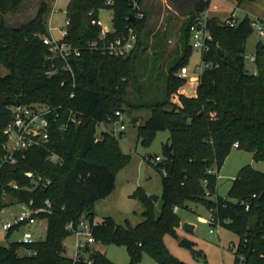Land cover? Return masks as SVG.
Instances as JSON below:
<instances>
[{"label":"trees","instance_id":"obj_1","mask_svg":"<svg viewBox=\"0 0 264 264\" xmlns=\"http://www.w3.org/2000/svg\"><path fill=\"white\" fill-rule=\"evenodd\" d=\"M24 1L0 0V153L5 141L3 130L13 119L11 99L28 105H62L64 110L80 114L83 124L71 125L64 132L54 131L47 147L31 149L18 164L2 168L0 210L31 200L34 207L44 206L49 200L51 213L39 215L47 221V230L45 239L30 247L37 255L20 256L22 244L8 243L0 246V264H115L96 247L89 250L86 261H75L65 256L64 240L72 235L67 229L69 223L95 222V203L114 192L117 174L131 161V155L123 151L113 133L102 132L101 139H96L99 125L109 126L110 119H117V111L125 113L135 106L130 100L131 85L139 87L138 92L143 89L138 70L148 50L147 15L133 23L126 19L132 15L128 1L117 0L111 9L113 24L119 33H126L128 28L137 32L134 53L115 58L84 51L70 61L74 76L58 61L55 63L59 73L50 76V54L41 40L48 34L49 3L42 1L31 21L13 28L6 16L15 13ZM258 1L233 0L236 7ZM210 3L211 0H197L191 8L183 29L182 55L169 65L163 96L137 105L150 111L148 120L139 127L143 144L151 143L157 132L170 133L159 156L161 161L154 163L163 186L159 214L157 203L139 188L135 196L143 207L141 221L133 224L126 219L119 224L107 217L93 230L96 245L125 246L129 264H139L144 254L158 264H186L170 252L164 239L167 235L178 239L182 220L177 210L189 209L190 203L206 206L224 228L242 238L259 240L264 234L263 172L245 166L233 180L230 198L217 192L218 173L235 143L238 149L252 152L255 161H264L262 40L256 46L254 71L246 68L247 41L254 31L252 19L246 16L233 28L217 17L208 19L214 41L202 59L215 67L200 75L195 97L179 93L187 80L178 77L177 72L188 66L193 52L190 26L204 15ZM101 9H110L103 0L68 1L71 43L84 48L97 37L100 28L91 21ZM148 158L150 162L152 156ZM27 171L46 177L51 185L35 187L25 176ZM11 182L19 189L12 188ZM7 198L10 203H6ZM244 199L250 204L249 211L241 204ZM15 230H9L7 237Z\"/></svg>","mask_w":264,"mask_h":264},{"label":"rangeland","instance_id":"obj_2","mask_svg":"<svg viewBox=\"0 0 264 264\" xmlns=\"http://www.w3.org/2000/svg\"><path fill=\"white\" fill-rule=\"evenodd\" d=\"M42 1L44 0H25L15 13L6 16L9 26L19 28L31 21ZM45 1L49 3L47 23L52 27L64 26L68 0ZM196 1L143 0L142 8L147 13V29L150 33L147 40L146 58L141 60L138 70L143 89L138 92L139 87L137 86L131 85L129 88L130 100L135 106L128 108L123 114L122 120L126 126L124 134H120L119 125L114 126L115 136L119 139L123 151L131 155V161L117 174V189L111 196L95 203L96 222H102L105 217L113 216L119 224H123L126 219L136 224L142 220L143 210L140 201L135 196L136 191L142 188L149 196H161L162 194V176L154 167V163H156L154 157L162 156L163 145L169 141L170 133L168 131L157 132L151 143L143 144L142 139L139 138V127L148 120L150 111L137 108V105L143 101L163 96L169 65L182 55L184 43L182 28L184 29L188 13ZM55 4L56 10L54 11ZM235 8L239 20H243L246 16L252 20L264 18V0L248 2L240 7H236L233 0H212L204 14L225 21ZM99 21L104 26H112L113 12L108 9L101 10ZM152 35L157 36L153 38ZM261 40L264 42V38H261L254 29L247 41V57L254 55L256 46ZM201 58V53L193 50L188 63L191 71L194 72L201 63ZM246 68L249 72L255 69V65L248 58H246ZM189 93L193 94L194 90H190ZM134 118L139 120L138 123L132 122ZM104 128V125L99 126L98 132L100 133ZM109 128L111 129V125ZM150 156L152 159L149 162L148 157ZM248 165L264 173V161H255L252 152L233 148L218 173L217 192L219 196L229 197L233 180L239 171ZM10 202V198H7L6 203ZM21 211L22 208L18 204L8 205L0 210V246L17 242L26 232H31L37 240L45 239L47 221L42 219H39L34 226L19 227L7 237V232L3 231V224L12 221ZM156 212L157 214L160 212L159 203L156 205ZM177 212L182 220V225L177 231L178 239L169 235L164 239L166 246L175 257L186 264H235V253L229 246L232 242L239 241L238 234L221 226H212L209 223L212 216L211 211L202 204L190 203L189 209H178ZM186 222L195 226L193 232L183 229V223ZM210 230H213L214 234L210 233ZM183 238L194 243L193 250L179 245ZM75 244L74 235H70L64 240L65 256L75 257ZM93 247L104 252L115 264L130 263L127 248L123 245L100 244ZM139 264L158 263L151 256L144 254Z\"/></svg>","mask_w":264,"mask_h":264},{"label":"built area","instance_id":"obj_3","mask_svg":"<svg viewBox=\"0 0 264 264\" xmlns=\"http://www.w3.org/2000/svg\"><path fill=\"white\" fill-rule=\"evenodd\" d=\"M103 1L105 6L110 8L108 10L112 11L111 9L116 4L117 0ZM127 1L132 10V15L136 17V20L144 19L146 14L143 11L141 0ZM55 10L56 4L54 6V11ZM101 10L98 11L97 18L91 21L92 25L100 28L99 33L96 38L88 41L84 48L75 46L69 41L71 19L67 15V9L64 26L52 27L51 24H48V34L42 36L41 40L48 48L50 54L48 57V61L51 65V70L49 72L50 76L56 75L60 71L55 61L63 63V69L74 76L70 61L79 58L84 51L115 58H127L134 53L138 44L137 32L133 28H128L126 33H119L113 23L112 26H104L99 21V13ZM90 15H93V12H91ZM126 19L130 20V17ZM208 19L209 17L204 14L196 23L190 26L191 46L193 50L201 53V56L210 50V45L214 41L208 28ZM239 21L240 20L236 16L235 8L225 20V24L233 28L238 25ZM251 26L258 32L261 38H264V18L252 20ZM246 58L252 63L256 61L255 54L248 57L246 56ZM213 67H215V65L201 58V63L196 67L193 73H191L188 66H184L177 72V76L188 81L195 75L199 80L200 75L206 69ZM12 112L13 119L3 130L5 141L2 146V152L0 153V174L4 166H14L18 164L20 162V157L24 159L26 153L31 149L47 147L51 142L54 131L64 132L71 125L79 127L83 124V118L80 114L72 109L64 110L62 105L47 106L20 103L19 105L13 106ZM123 114L124 113L120 111L116 112L115 116L117 119H110L112 121L110 124L111 129L109 126L107 127L104 125L105 128L97 135L96 142L101 139L102 132H111L115 135V125H119L120 134H124L123 132L126 130V126L122 120ZM237 147L238 143H235L234 148ZM154 160L155 162H159L161 158L157 156ZM164 174H166L165 171ZM25 176L35 187L45 188L51 185L49 179L41 175H36L34 172L27 171L25 172ZM10 186L16 190L19 189L16 183L11 182ZM207 195L210 196L209 193H207ZM256 196L257 195H253V198H256ZM241 204L245 205L246 211L250 210V204L246 203L245 199L241 200ZM18 205L22 208V211L12 221L3 224V231L8 232L13 228L18 229L21 226H34L40 219L39 215L51 213V202L49 200L45 201L44 206L38 207H34L33 200L29 203H20ZM97 223L96 221L91 223L88 220H81L77 225L74 223L68 224L67 229L70 230L72 235L76 238V253L73 258L75 261H86L89 250H92L93 246L96 245L93 230ZM209 223L212 226L223 227L221 222L215 219L213 215ZM210 233L214 234V231L210 230ZM37 241L39 240H37L31 232H26L17 241L22 244V248L18 252L19 255L36 256L37 251L30 247ZM229 247L235 253V264H264V234L259 240L249 239L247 237L242 238L239 236V241L237 243L232 242ZM88 264H91V262L88 261Z\"/></svg>","mask_w":264,"mask_h":264},{"label":"crops","instance_id":"obj_4","mask_svg":"<svg viewBox=\"0 0 264 264\" xmlns=\"http://www.w3.org/2000/svg\"><path fill=\"white\" fill-rule=\"evenodd\" d=\"M69 1V0H68ZM179 1V0H178ZM191 10V9H190ZM145 12V11H144ZM189 13H190V11H189ZM189 13H188V17H187V20H188V18H189ZM145 14L147 15V13L145 12ZM210 18V17H209ZM186 20V21H187ZM186 21H185V23H186ZM149 33V32H148ZM182 34H183V28H182ZM157 35H152V37L153 38H155ZM183 36V35H182ZM149 37H150V33H149ZM155 45L157 46V43H155ZM155 54H156V52H155ZM255 54V53H254ZM191 71V70H190ZM195 71V70H194ZM191 73H193V71H191ZM198 83H199V80L197 79V77L194 75V76H192V78L191 79H189L188 81H187V83L185 84V86H183L180 90H179V93L180 94H183V95H185V96H188V97H195L196 96V94H197V86H198ZM190 90H194V93L193 94H191V93H189V91ZM178 100V97H176V101ZM117 182H118V177H117V179H116V187H115V190L117 189ZM124 189H125V187H124ZM122 195V194H121ZM111 196V195H110ZM161 197V196H160ZM143 211V210H142ZM111 215H113V214H111ZM108 217H111V218H113V216H108ZM105 218H107V217H105ZM104 218V219H105ZM114 219V218H113ZM95 221H96V212H95ZM103 221V220H102ZM98 223H100V222H98ZM118 223V222H117Z\"/></svg>","mask_w":264,"mask_h":264},{"label":"water","instance_id":"obj_5","mask_svg":"<svg viewBox=\"0 0 264 264\" xmlns=\"http://www.w3.org/2000/svg\"><path fill=\"white\" fill-rule=\"evenodd\" d=\"M130 20L134 23V22L136 21V17H135L134 15H130ZM11 101H12V104H13V105H19V104H20V101H18V100L11 99ZM132 122H133L134 124H136V123H137V119L134 118ZM150 198L153 199V201H154L155 203H158L161 197L158 196V195H150ZM194 228H195V226L192 225V224H190V223H187V222H186V223H183V229H184L185 231H187V232H193V231H194ZM179 245H180L181 247L187 248V249H189V250H193V245H194V243H193L192 241L186 239V238H183V239L180 241Z\"/></svg>","mask_w":264,"mask_h":264}]
</instances>
